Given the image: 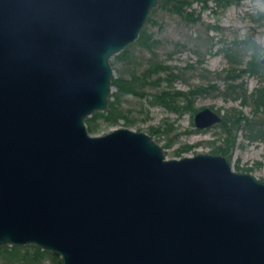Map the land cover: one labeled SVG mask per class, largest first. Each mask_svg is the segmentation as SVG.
I'll return each mask as SVG.
<instances>
[{
    "label": "water",
    "instance_id": "1",
    "mask_svg": "<svg viewBox=\"0 0 264 264\" xmlns=\"http://www.w3.org/2000/svg\"><path fill=\"white\" fill-rule=\"evenodd\" d=\"M155 3L0 0V244L59 264H264V180L218 153L167 158L126 126L87 130L109 57ZM219 121L207 106L192 116Z\"/></svg>",
    "mask_w": 264,
    "mask_h": 264
},
{
    "label": "rangeland",
    "instance_id": "2",
    "mask_svg": "<svg viewBox=\"0 0 264 264\" xmlns=\"http://www.w3.org/2000/svg\"><path fill=\"white\" fill-rule=\"evenodd\" d=\"M157 1L151 7L154 11L148 12L147 18L150 20H145L143 24L145 31L151 32L156 39L152 53L132 44L127 51L129 58L117 59L113 56L117 52L112 54L108 60L111 77H127L132 70L139 73L151 56L170 66L178 76L168 82L163 79L165 73L159 72V82L143 88L142 96L120 94L116 106L122 116L114 122L95 118L90 122L93 130L89 133L100 134L113 127L126 126L147 133L159 144L167 158L195 152L218 153L228 159L232 169L264 180V136H249L253 131H248L240 121L231 128L232 143L227 151H213L215 146L224 147L226 143L227 134L217 124L221 120L204 128H196L192 122L194 112H175L150 102L152 94L161 89L185 90L212 83L215 88L194 96L192 106L195 110L207 106L220 116H228L235 111L249 120L264 119V107L254 109L251 96L254 89L264 90V75L242 72L232 81L223 78L226 69L242 68L250 58L251 48L239 45L240 40L248 38L257 45L258 60L264 55V0H239L224 5L207 0L205 7H201L199 1H192L186 9L191 10L192 16H197L195 20L158 7ZM227 54L234 60L228 59ZM156 76L154 74L152 78ZM227 83H240L245 93L244 102L240 94L223 93ZM114 90L112 85L110 93ZM111 99L113 95L108 94L107 102ZM261 128L264 129V123Z\"/></svg>",
    "mask_w": 264,
    "mask_h": 264
},
{
    "label": "trees",
    "instance_id": "3",
    "mask_svg": "<svg viewBox=\"0 0 264 264\" xmlns=\"http://www.w3.org/2000/svg\"><path fill=\"white\" fill-rule=\"evenodd\" d=\"M192 1H199L200 6L205 7L207 0H158L157 6L169 12L176 13L185 19L195 20L197 19V16H192L191 10L186 9L190 6ZM237 1L239 0H213V2L217 5H224L229 2ZM150 10L153 12L154 8ZM146 20L148 22L150 18H146ZM155 42L156 39L152 37L151 32H146L145 28L142 26L137 37L132 42L125 45L113 56L117 59L129 58L127 51L128 47L132 44H137L143 49L147 50L149 53H152V48L154 47ZM239 45L244 46L245 48H251L252 53L250 58L242 68L229 67L226 69L223 78L232 81L235 80L242 72H253L264 75V64L259 63L257 58V45H255L254 42L248 38L240 40ZM226 56L228 59L234 60L229 56V54ZM159 72L165 73L163 79L167 80L168 82H170L174 77L178 76L177 73L172 71L170 66L164 65L161 61L156 60L154 56H151L148 58L147 63L143 69L139 71V73L135 72V70H132L130 75L127 77L122 75L111 77L110 82L115 87V90L109 94L113 95V99L109 100L106 103L105 108L101 111L94 110L90 113L91 115L84 118L87 130H93L90 122L95 120V118H101L104 121L114 122L117 117L122 116V112L116 106L119 95L130 93L133 95L142 96L143 88L149 84H155L159 82ZM154 74L157 76L152 78V75ZM150 77L152 79H150ZM213 87L214 85L212 83H206L204 85H195L185 90L176 89L170 91L169 89H161L158 92L152 94L150 102L161 104L175 112H180L182 110L194 112L195 109L192 106V100L194 96ZM223 93L240 94L241 101H245L244 89L241 88L240 83H227ZM252 104L254 109H257L261 106L264 107L263 89L259 88L256 90V92L252 93ZM221 118V121L217 124L221 125L227 134L225 141L226 143H224V147L215 146L213 151L218 150L221 151V153H225L227 151V147L232 143L231 128L232 126L235 127L237 124H239L240 121L243 122V125L248 131H253V133L249 132V136H259L261 138L264 136V129L261 128V124L264 123V119L249 120L242 115H237L235 111L231 112L228 116L223 115ZM44 260H47L46 264H59L58 254L48 249H41L35 244H0V264H45Z\"/></svg>",
    "mask_w": 264,
    "mask_h": 264
},
{
    "label": "flooded vegetation",
    "instance_id": "4",
    "mask_svg": "<svg viewBox=\"0 0 264 264\" xmlns=\"http://www.w3.org/2000/svg\"><path fill=\"white\" fill-rule=\"evenodd\" d=\"M263 56H264V55H263ZM263 56H262V57H263ZM262 57L258 60V62L261 63V64H264V60H262ZM247 73H253V72H247ZM256 90H257V89H254V91L251 92V96H252V93L256 92ZM252 105H253V104H252ZM220 120H221V116H220Z\"/></svg>",
    "mask_w": 264,
    "mask_h": 264
}]
</instances>
